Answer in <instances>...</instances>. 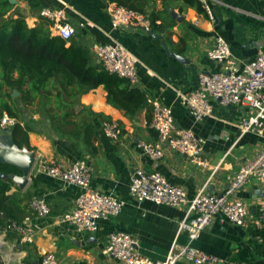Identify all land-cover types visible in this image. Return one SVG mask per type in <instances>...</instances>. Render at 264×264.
I'll return each instance as SVG.
<instances>
[{"label": "crops", "instance_id": "crops-1", "mask_svg": "<svg viewBox=\"0 0 264 264\" xmlns=\"http://www.w3.org/2000/svg\"><path fill=\"white\" fill-rule=\"evenodd\" d=\"M201 1H206L215 21L206 11H199L185 0H146L143 12L151 18L152 30L161 36L158 38L135 26L113 28L107 0H35L34 4L29 0H15L31 27L43 19L39 15L42 8L63 9L68 21L77 28L72 39L83 40L91 51L95 42L117 41L125 45L138 58L139 80L133 86L144 93L146 102L138 111L128 113L110 103L107 91L99 85L77 100L74 121L80 126L79 134L55 136L49 129L33 125L29 146L23 147L33 151L36 160L26 185L21 187L12 180L7 192L12 198L10 208L14 218L5 219L0 225L1 264H39L42 251L53 252L62 264H123L103 253L108 236L114 231L135 237L143 255L164 259L174 241L179 245L190 242L186 231L178 233L187 205L172 207L152 201L136 202L129 193L134 170L160 172L171 183L184 187L188 199H192L205 185L213 193L225 191L241 164L262 149L264 136L242 133L238 126L246 108L223 106L213 100L212 114L196 121L182 103L180 93L199 88L200 72L220 70V65L208 56L216 35L228 41L233 55L241 62L254 59L258 50L264 48L261 0ZM170 53L186 60L181 61ZM92 54L101 63L93 51ZM155 100L172 108L177 126L191 129L204 138L202 155L209 160L208 168L191 163L185 155L169 148L161 159L154 160L137 146L141 139L148 142L157 139L150 125ZM36 108L35 104L25 109L28 118L35 122L41 120ZM106 119L121 124L123 131L119 139H111L102 131ZM39 157L64 166L87 159L92 186L125 200L123 211L116 217L100 220L95 232H78L62 218L75 207L79 187L37 171ZM34 196L46 199L51 207L48 216L40 217L33 211ZM261 197H264V184L257 182L248 184L234 196L251 204L255 218ZM5 216L3 213L2 217ZM10 219L32 227L33 242H24L18 233L6 230ZM191 245L239 264H264V225L251 223L239 227L219 214Z\"/></svg>", "mask_w": 264, "mask_h": 264}, {"label": "built area", "instance_id": "built-area-1", "mask_svg": "<svg viewBox=\"0 0 264 264\" xmlns=\"http://www.w3.org/2000/svg\"><path fill=\"white\" fill-rule=\"evenodd\" d=\"M203 5L209 18L215 21L206 1ZM108 12L113 28L135 26L147 32L152 30V20L143 11L110 3ZM39 15L48 21L53 35L69 41L76 34L77 28L68 21L63 9L45 7ZM92 51L109 72L128 79L132 85L138 82V58L125 45L117 41L106 44L95 42ZM208 56L220 65V70L200 72L199 88L180 93L182 103L190 115L196 121L204 120L213 112V100L223 106L238 105L246 108L238 123L241 132H255L264 136V48L258 50L254 59L241 62L233 55L228 41L216 35ZM18 122L17 118L4 112L0 115V133L12 130ZM150 125L156 131L157 139L152 142L141 139L137 146L151 159H161L165 149L169 148L185 155L191 163L203 169L209 167V160L202 155L204 138L191 129L177 126L172 108L157 100L153 101ZM102 131L117 140L123 128L118 121L106 119L102 123ZM37 161V171L58 178L67 185L79 187L75 207L62 218L78 232H95L100 220L116 217L123 211L125 200L92 186L91 166L87 159H79L69 166L43 157L37 158ZM1 177L7 179L3 173ZM253 182L264 184V146L254 157L241 164L225 191L213 193L205 185L192 199H188L184 187L171 183L160 172L136 168L129 185L132 199L138 203L152 201L172 207L187 205L186 216L178 225V233L186 231L190 242L179 245L174 241L164 259H153L140 252L138 241L131 234L114 231L108 236L103 253L123 264H178L181 261L190 264H239L233 259L202 251L192 246L191 242L198 239L219 214L239 227L251 223L264 225V197L257 201L256 218L252 215L250 203L234 198L240 189ZM31 208L40 217L51 213L50 205L41 196L31 199ZM6 230L18 233L24 242L34 240V230L26 223L10 219ZM39 264L62 263L53 252L42 251Z\"/></svg>", "mask_w": 264, "mask_h": 264}, {"label": "trees", "instance_id": "trees-1", "mask_svg": "<svg viewBox=\"0 0 264 264\" xmlns=\"http://www.w3.org/2000/svg\"><path fill=\"white\" fill-rule=\"evenodd\" d=\"M107 1L140 11L146 2ZM185 1L205 11L201 0ZM260 9L264 16V0L260 1ZM82 41L71 38L67 45V40L52 34L47 20L42 19L31 27L16 2L0 0V115L7 112L19 121L12 127L13 139L19 147L29 146V132L34 130L35 124L53 130L55 136L79 134L80 126L74 121L77 100L99 85L107 91L110 103L128 113L144 106V93L128 79L97 63L91 49ZM14 90L20 95L14 97ZM35 104L36 112L41 114L37 122L29 119L25 110ZM2 173L7 179L1 177ZM10 173L20 174V171L0 163V225L5 219L14 218L10 208L12 198L7 194L12 184ZM3 213H6L5 218Z\"/></svg>", "mask_w": 264, "mask_h": 264}, {"label": "water", "instance_id": "water-1", "mask_svg": "<svg viewBox=\"0 0 264 264\" xmlns=\"http://www.w3.org/2000/svg\"><path fill=\"white\" fill-rule=\"evenodd\" d=\"M12 1L15 2V0ZM148 32L154 37H161L159 34L154 33L153 30ZM163 44L166 45L165 41H163ZM170 54L176 56L181 61L186 60L176 53ZM18 94H20L18 90L13 91L14 97ZM35 160L36 154L33 151H30L25 147L21 148L15 143L12 130H9L6 133H0V163L9 164L19 169L20 174L10 173L9 178L21 187H24L28 182Z\"/></svg>", "mask_w": 264, "mask_h": 264}, {"label": "rangeland", "instance_id": "rangeland-1", "mask_svg": "<svg viewBox=\"0 0 264 264\" xmlns=\"http://www.w3.org/2000/svg\"><path fill=\"white\" fill-rule=\"evenodd\" d=\"M16 96H19V94L16 95ZM49 132H50L51 134L54 133L53 130H51V129H49ZM50 133H49V134H50Z\"/></svg>", "mask_w": 264, "mask_h": 264}]
</instances>
